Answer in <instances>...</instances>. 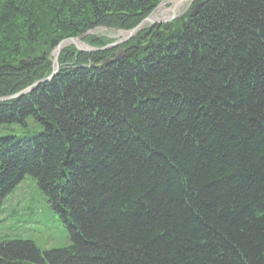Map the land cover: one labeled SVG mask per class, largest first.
Here are the masks:
<instances>
[{
	"label": "trees",
	"instance_id": "16d2710c",
	"mask_svg": "<svg viewBox=\"0 0 264 264\" xmlns=\"http://www.w3.org/2000/svg\"><path fill=\"white\" fill-rule=\"evenodd\" d=\"M161 1L0 0V98ZM59 63L0 102V216L29 180L69 243L4 226L0 264H264V0H194Z\"/></svg>",
	"mask_w": 264,
	"mask_h": 264
},
{
	"label": "rangeland",
	"instance_id": "374dc122",
	"mask_svg": "<svg viewBox=\"0 0 264 264\" xmlns=\"http://www.w3.org/2000/svg\"><path fill=\"white\" fill-rule=\"evenodd\" d=\"M175 1L163 0L155 10L154 16L157 18L169 17ZM193 3L194 0H183L180 3L178 13L182 14ZM149 24L146 23L145 26ZM126 31L129 30L98 27L91 30L90 34L109 38L112 40V43L125 38L127 36ZM82 42L86 43L83 40ZM34 185L29 180L23 182L17 191L8 199L5 209L0 216V221L4 219V223L0 226V239L7 232L5 227L13 226L11 232L14 235H20L19 237L34 241L41 250L67 246L69 237L65 223L61 222V219L53 215L49 208L45 206L44 199H41L37 195L38 192L35 188L37 186L36 184Z\"/></svg>",
	"mask_w": 264,
	"mask_h": 264
},
{
	"label": "water",
	"instance_id": "95a60500",
	"mask_svg": "<svg viewBox=\"0 0 264 264\" xmlns=\"http://www.w3.org/2000/svg\"><path fill=\"white\" fill-rule=\"evenodd\" d=\"M182 1L183 0H178L177 3L174 4V6L172 8V13L167 18H156V17H154V12L160 6V4H159L158 7L148 17H146L141 23H139L137 26H135L134 28L130 29L129 31H126L127 36L125 38L119 39V40H117V41H115V42H113L111 44H108L105 47H101V48L91 47V46H89L86 43H83L81 41V37L82 36L70 37V38L62 40L58 44V46H57V48H56V50L54 52L53 71L51 72V74L48 75L47 77L43 78V79L35 81L30 86L26 87L25 89H23V90H21V91H19L17 93H14V94L6 96V97H1L0 98V102L8 101V100L17 98V97H19V96H21V95H23L25 93L30 92L31 90L36 88L39 84L47 82V81H50L59 71V68H60L59 55H60L61 50L67 44L73 43L77 47V49H79L81 51H87V52H94V51L103 50V49H106V48H110V47H114V46L123 44V43L127 42L128 40H130L132 37H134L136 35V33L138 31H140L146 25L147 22H149L151 24H154V23H165V22L171 21V20L175 19L176 17H178L180 14L177 12V8H178L179 3H181ZM88 33H90V32H88ZM122 52L123 51H119V53L116 56V58H120V56L122 55Z\"/></svg>",
	"mask_w": 264,
	"mask_h": 264
},
{
	"label": "bare ground",
	"instance_id": "6f19581e",
	"mask_svg": "<svg viewBox=\"0 0 264 264\" xmlns=\"http://www.w3.org/2000/svg\"><path fill=\"white\" fill-rule=\"evenodd\" d=\"M177 1H178V0H176V1L174 2V4L177 3ZM179 8H180V3H179V5H178L177 12H179ZM154 17H156V16H154ZM156 18H157V17H156Z\"/></svg>",
	"mask_w": 264,
	"mask_h": 264
}]
</instances>
